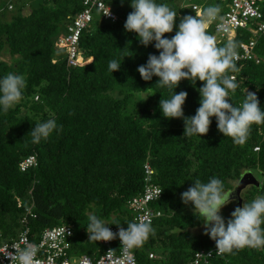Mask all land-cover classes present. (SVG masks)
Returning <instances> with one entry per match:
<instances>
[{
    "label": "trees",
    "instance_id": "16d2710c",
    "mask_svg": "<svg viewBox=\"0 0 264 264\" xmlns=\"http://www.w3.org/2000/svg\"><path fill=\"white\" fill-rule=\"evenodd\" d=\"M102 1L117 21L95 17L81 31L76 48L90 60L78 67H67L65 51L54 44L81 9L79 0H15L11 11L0 10V53L9 57L8 62L0 60V79L8 73L21 74L27 85L14 109L5 113L0 108V242L17 235L29 208L30 241H36L43 229L67 225L72 228L68 255L96 257L102 247L89 240L88 217L95 214L108 223L106 227L117 223L127 227L131 221L126 202L141 191L147 163L151 182L163 189L152 203L161 216L151 222L155 235L130 251L137 264H187L194 252L215 247V241L204 232L189 233L203 224L193 205L182 202L181 194L196 179L207 183L215 177L230 190L244 171L264 177V124L252 126L244 145L223 136L215 117L210 118L206 135L184 136L183 119H166L159 108L161 97L170 98L171 91L156 84L158 77L144 81L137 71L149 54L158 56L159 51L154 41L145 47L136 33L124 29L133 10L131 0ZM156 2L177 11V27L180 18L192 15L181 0ZM194 2L202 5V12L215 4L222 9L217 0ZM177 27L165 37L175 35ZM247 38V33L238 31L233 41L238 44ZM253 52L258 63L237 61L240 72L232 75L239 88L230 99L239 106L247 91L254 92L264 110V37L257 40ZM112 59L119 60L121 67L111 73ZM202 86L199 80L195 84L182 80L173 90L188 93L185 117L194 116L200 106ZM48 119L62 125V131L54 130L46 140L33 144L31 129ZM253 147L258 150L253 152ZM28 155L35 157V167L19 172L18 163ZM251 189L240 198V206L264 195V181ZM148 253L154 258L148 259ZM207 264H264V253L244 248Z\"/></svg>",
    "mask_w": 264,
    "mask_h": 264
},
{
    "label": "clouds",
    "instance_id": "9594fccd",
    "mask_svg": "<svg viewBox=\"0 0 264 264\" xmlns=\"http://www.w3.org/2000/svg\"><path fill=\"white\" fill-rule=\"evenodd\" d=\"M123 2L121 0V4ZM130 6L133 10L127 15L124 29L136 33L140 44L145 47L154 41V47L159 51L158 56L149 54L147 63L139 66L137 71L144 81L158 77L156 84L167 87L172 93L170 98L161 97L159 101L162 116L166 119H183V135L188 137L206 135L212 122L210 118L215 117L217 129L223 136L230 137L236 145H244L250 138L252 126L264 124V110L254 92L247 91L239 106L230 99L239 88L235 75H232L240 72L237 44L229 40L224 46H218L216 37L208 32L213 21L223 19L220 16L221 6H207L202 17L193 13L184 15L178 27V13L167 3L131 0ZM105 15H111L110 9ZM174 27H177L175 35L166 38L165 34L172 33ZM120 67L121 62L117 59L108 63L111 73L119 71ZM182 80H189L193 84L197 80L203 82L199 89L200 106L194 116H184L183 105L188 93L173 91ZM26 86V78L21 74L8 73L0 79V108L3 112L16 107L23 99ZM54 130L62 131V125L58 126L55 119L37 123L30 132L32 143L46 140ZM232 193L225 190L224 183L218 178L213 177L207 183L196 179L193 186L181 194V200L185 205H193L194 214L203 224L204 234L215 241L218 255L233 254L246 247L256 250L264 248V195L236 207L230 214L231 218L225 221L220 213L224 206L233 202ZM88 220L86 231L89 240L108 242L119 238L125 250L142 247L150 236L155 235L150 219L128 222L126 229L117 223V233L106 227L108 223L95 214L90 215ZM37 251V246L30 245L5 258L15 259L19 264H39ZM113 251L109 249L108 253Z\"/></svg>",
    "mask_w": 264,
    "mask_h": 264
},
{
    "label": "built area",
    "instance_id": "2783aa9c",
    "mask_svg": "<svg viewBox=\"0 0 264 264\" xmlns=\"http://www.w3.org/2000/svg\"><path fill=\"white\" fill-rule=\"evenodd\" d=\"M79 1L81 9L65 25L63 34L58 37L54 44L56 49L65 51L67 67H78L87 63L88 58H84L80 54L76 45L81 31L95 17L110 23L117 21L116 14L102 0ZM217 1L222 5L220 16L223 19L213 21L208 27V32L216 37L217 44L233 40L238 34V31L247 33V41L237 44L238 61L252 60L258 63V58L255 56L253 48L257 40L264 37V0ZM13 2L14 0H5L2 9L11 11L13 9ZM181 2V6L188 8L193 15L202 17L201 4L198 5L194 0H181ZM108 9H110V16L105 15ZM257 150V147L252 148L253 152ZM35 165V157L28 155L18 163L17 167L19 172H25L35 167ZM152 175L151 168L145 163L143 165V184L141 191L126 202V208L130 212L131 222H138L144 219H150L152 222L161 216V212L157 208L152 207V203L159 200L161 196L160 189L151 182ZM17 206H19V203H17ZM24 212L25 215L19 221L21 229L17 235L6 242H0V264H19L17 260H9L5 256L30 245L38 247L36 260L39 261V264H137L133 253L130 250L124 249L119 238L108 242L98 241L102 250L96 257L88 255H68L72 228L67 225H56L43 229L38 233L36 241H30L26 222L27 217H33V214L30 213L29 208H26ZM109 228L114 233H117L119 230L118 227L109 226ZM124 228L126 229L127 227ZM69 232L71 235H68ZM109 249L114 251L108 253ZM260 250L264 253V248ZM210 252L211 255H208ZM221 256L216 253L215 247L209 250L200 249L193 253L191 260L187 264H207L209 259L219 258ZM147 258L153 259L154 256L152 253H148Z\"/></svg>",
    "mask_w": 264,
    "mask_h": 264
},
{
    "label": "rangeland",
    "instance_id": "374dc122",
    "mask_svg": "<svg viewBox=\"0 0 264 264\" xmlns=\"http://www.w3.org/2000/svg\"><path fill=\"white\" fill-rule=\"evenodd\" d=\"M32 1V0H31ZM33 1H35V0H33ZM37 1V0H36ZM2 3H3V0H0V9H2ZM8 14L6 13V16H7ZM0 60L1 61H4V62H8L9 61V57H8V55H7V53L6 52H1L0 53ZM21 113H24V110H21ZM252 176L260 183V184H262L263 183V181H264V177L263 176H259V174H257V172H255V171H252ZM236 184V182L234 183V185ZM233 185V186H234ZM252 191V189H251V187H246V188H244L241 192H240V198L243 200L244 199V197L246 196V194L248 195L250 192ZM255 195H257V194H255ZM254 195V196H255ZM254 198H256V196L255 197H253V199ZM152 207L153 208H155V205H152ZM236 207H235V204L234 203H229L228 205H226L225 207H224V209L223 210H221V213H220V215L224 218L225 216L227 217V218H229L230 217V214H231V212L235 209ZM189 231V233H191V234H198V233H202V232H204V227L203 226H200V227H196V228H193V229H189L188 230Z\"/></svg>",
    "mask_w": 264,
    "mask_h": 264
},
{
    "label": "water",
    "instance_id": "95a60500",
    "mask_svg": "<svg viewBox=\"0 0 264 264\" xmlns=\"http://www.w3.org/2000/svg\"><path fill=\"white\" fill-rule=\"evenodd\" d=\"M255 187L259 186L257 180L252 176L249 171H244L239 179L237 180L236 184L230 189L232 193V201H235L237 206H240L241 199H240V192L246 187Z\"/></svg>",
    "mask_w": 264,
    "mask_h": 264
},
{
    "label": "bare ground",
    "instance_id": "6f19581e",
    "mask_svg": "<svg viewBox=\"0 0 264 264\" xmlns=\"http://www.w3.org/2000/svg\"><path fill=\"white\" fill-rule=\"evenodd\" d=\"M117 16V15H116Z\"/></svg>",
    "mask_w": 264,
    "mask_h": 264
}]
</instances>
